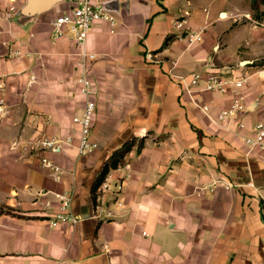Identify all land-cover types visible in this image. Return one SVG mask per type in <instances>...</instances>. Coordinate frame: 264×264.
Returning <instances> with one entry per match:
<instances>
[{
  "label": "crops",
  "instance_id": "1",
  "mask_svg": "<svg viewBox=\"0 0 264 264\" xmlns=\"http://www.w3.org/2000/svg\"><path fill=\"white\" fill-rule=\"evenodd\" d=\"M15 4L11 19L0 17V264H264V154L212 123L182 81L210 71L244 78L246 129L263 119L264 15L253 17L251 0H105L115 23H95L83 49L68 27L55 37L63 0H35L22 20L25 0ZM10 5L0 0V11ZM191 31L201 40L189 43ZM81 50L95 58L83 61ZM83 62L95 86V148L79 155L72 118L85 102ZM203 87L194 98L216 118L232 98ZM40 137L60 141L45 154L65 170L59 182L10 148ZM133 138L142 148L108 174L106 204L95 210L96 177ZM67 190L80 219L52 227Z\"/></svg>",
  "mask_w": 264,
  "mask_h": 264
},
{
  "label": "built area",
  "instance_id": "2",
  "mask_svg": "<svg viewBox=\"0 0 264 264\" xmlns=\"http://www.w3.org/2000/svg\"><path fill=\"white\" fill-rule=\"evenodd\" d=\"M63 1L66 2L68 8L66 11L58 13L52 19L51 25L53 32L55 37H59L63 33V28L68 27L74 36L77 47L80 49H83L87 37L95 23L99 21H106L110 24L115 23L114 17L104 9L105 0ZM15 2L16 0H11V5L7 8V10L4 12L0 11V17L11 19L17 12ZM188 15V11L183 13V17ZM184 23L185 21L183 19H177L175 21V26L176 28H182ZM187 37L189 43L201 40L200 32L196 31L189 32ZM16 54L18 55V53ZM80 55L83 57V61H85L86 58L88 60L95 58L94 55L86 54L83 50H81ZM82 65L84 68L86 67L84 62ZM84 68L81 70L77 78V85L79 93L85 97V102L81 114L72 118V122L77 124L80 129L77 145L79 155H86L95 148V144L90 141L93 117L96 108L94 98L95 86L88 74V71ZM262 69L264 71V67ZM182 81L184 82L185 94L197 108L207 115L212 123L223 126L225 130L238 133L241 141L246 146L248 153L264 154V115L262 120L256 122L249 129H246V125L242 119V114L247 111L245 97L242 93V88L245 83L244 78L241 79L233 77L227 72L210 71L205 74L202 72H193L187 79L183 78ZM201 81L204 82L203 91L223 95L227 94L232 98L230 105L219 111L216 118L210 117L207 113L208 107L206 105L199 104L194 98L196 89ZM4 88L5 85L3 79L0 77V114L4 113ZM232 123L234 126H232ZM59 143L60 141L55 137H40L30 141L17 138L11 142L10 148L12 150L19 151L24 156H36L39 160V165L42 168L48 169L51 172V178L55 182H59L66 173L65 170L57 166L49 157L45 155L55 154ZM108 189L109 183L106 177L104 182L96 191L94 203L95 210H100L103 206H105ZM45 194V191L38 192V195L40 196ZM72 198V190H67L58 195L57 210L49 220L52 227H56L57 225L64 223L74 225L79 221L80 217H77L70 212ZM106 217H111V214L106 213Z\"/></svg>",
  "mask_w": 264,
  "mask_h": 264
},
{
  "label": "trees",
  "instance_id": "3",
  "mask_svg": "<svg viewBox=\"0 0 264 264\" xmlns=\"http://www.w3.org/2000/svg\"><path fill=\"white\" fill-rule=\"evenodd\" d=\"M264 6V0H251V10L253 12V17L256 20H260L263 15L264 11L262 10V7ZM261 65H264V58L260 62ZM143 140L142 139H136L133 138L126 143H124L121 147L114 150L112 154L108 157V159L105 161L104 166L99 173V175L96 177L93 185H92V198L95 200V193L99 186L104 182L108 174L120 166H122L125 163V157L126 155L133 150L134 147H136V151H140L142 148Z\"/></svg>",
  "mask_w": 264,
  "mask_h": 264
},
{
  "label": "water",
  "instance_id": "4",
  "mask_svg": "<svg viewBox=\"0 0 264 264\" xmlns=\"http://www.w3.org/2000/svg\"><path fill=\"white\" fill-rule=\"evenodd\" d=\"M34 2H35V0H25V4L19 10L17 17H19L22 20V18L27 15L31 5ZM44 11H47V10H44Z\"/></svg>",
  "mask_w": 264,
  "mask_h": 264
}]
</instances>
